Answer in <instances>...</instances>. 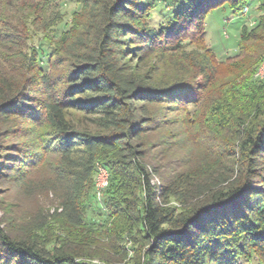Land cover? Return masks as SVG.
Returning a JSON list of instances; mask_svg holds the SVG:
<instances>
[{"label": "trees", "instance_id": "obj_1", "mask_svg": "<svg viewBox=\"0 0 264 264\" xmlns=\"http://www.w3.org/2000/svg\"><path fill=\"white\" fill-rule=\"evenodd\" d=\"M79 1L45 65L36 49L0 68V182L53 199L0 223V264H124L127 234L131 264H264V82L252 81L264 16L220 60L206 41L208 14L226 4L242 15L251 0H168L158 26L157 0ZM4 37L6 47L24 45ZM222 68L229 79L218 82ZM174 125L201 147L195 165L167 161Z\"/></svg>", "mask_w": 264, "mask_h": 264}, {"label": "rangeland", "instance_id": "obj_2", "mask_svg": "<svg viewBox=\"0 0 264 264\" xmlns=\"http://www.w3.org/2000/svg\"><path fill=\"white\" fill-rule=\"evenodd\" d=\"M167 1L168 0H157L156 9L151 13L150 18V23L153 26H158L159 23H163L168 19L172 9ZM263 2L264 0H251L250 4H248L249 9L245 15H237L233 12V9L226 4L214 8L208 14L206 19V41L215 51L218 59L224 60L228 56L236 53L242 27L246 26L248 30H251L257 25L259 19L264 16V11L261 7ZM32 4L34 5L33 0H0V68H5V66H7V69H10L12 57H21L26 54L30 56L32 51L36 49L40 51L41 62L45 65L46 60L51 56L52 48H54L61 34L70 28L74 13L82 8V3L79 0H58L44 8V10L38 8L35 10ZM5 34H16V36L24 42V45L18 48L2 45ZM185 48L191 51L201 50L200 46L196 44H187ZM150 62H153V60ZM256 69L252 75V81L257 83L264 82V59L258 64ZM229 75L230 70L222 68L217 73L218 82L226 81L229 79ZM199 78L201 79V76ZM250 83L251 81H249V84ZM189 108L192 109L193 107ZM74 116L79 118L80 114L74 113ZM182 116H180V118ZM176 126L180 125H174L168 128L172 129L173 132H175L174 135L178 137L172 139V149L167 153L169 156L167 161H169V158L172 160L179 159L181 162L175 161L179 165L188 160L195 165L199 160L198 158L203 155L202 149L199 144L194 146L193 140H190L194 134L188 135L187 133L179 137V134L182 132V127L180 126L175 130L174 128ZM168 129L162 131L164 135L169 133ZM156 134L151 135V139L153 137L157 139ZM10 139L18 140V137L11 135L7 136L6 140L9 141ZM185 139L190 142L187 145L184 144L185 147H183V149L175 150L178 145H183V143H185ZM217 146L221 147L222 145L218 143ZM215 152L217 155H223V153L217 150ZM235 162L236 165H238V162ZM40 169L38 168L35 171L34 177L36 181H40L45 173L43 169ZM154 180L157 181V179ZM52 200V194L48 196L46 193H39L35 197H27L22 188L15 183L9 181L0 182V223L8 222L11 219L10 212H18L20 207H22L25 211L24 213L27 214L30 210H33L37 204L49 208ZM170 205L176 209L182 207L180 202L175 198L170 199ZM105 218L106 217L103 216L93 215L91 211H88L86 214L87 220L92 219L97 222H104L106 221ZM124 246L128 255L122 263L125 264L126 261H130L131 264L132 259H134L136 255L135 249L137 245L133 244L128 234L126 235ZM93 264H100V262L94 260ZM244 264H259V262L256 257H253L249 262L244 261Z\"/></svg>", "mask_w": 264, "mask_h": 264}, {"label": "built area", "instance_id": "obj_3", "mask_svg": "<svg viewBox=\"0 0 264 264\" xmlns=\"http://www.w3.org/2000/svg\"><path fill=\"white\" fill-rule=\"evenodd\" d=\"M249 7L246 6L243 10L242 15H245L248 11ZM108 186V172L105 168L100 167L98 176L96 178V195L99 200L102 198V194L104 189Z\"/></svg>", "mask_w": 264, "mask_h": 264}]
</instances>
